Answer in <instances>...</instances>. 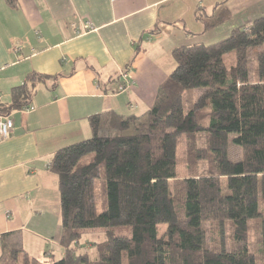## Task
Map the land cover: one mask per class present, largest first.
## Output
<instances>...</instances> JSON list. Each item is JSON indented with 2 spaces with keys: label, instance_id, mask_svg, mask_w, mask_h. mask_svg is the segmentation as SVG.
<instances>
[{
  "label": "trees",
  "instance_id": "1",
  "mask_svg": "<svg viewBox=\"0 0 264 264\" xmlns=\"http://www.w3.org/2000/svg\"><path fill=\"white\" fill-rule=\"evenodd\" d=\"M5 1L17 7V0ZM197 19L208 32L231 14L226 7L214 15L199 9ZM262 48L264 17L218 43L177 47L176 69L144 115L91 117L92 137L57 151L49 166L59 178L63 256L40 261L24 250L22 233L14 232L0 238L1 264H264V249L251 253L248 244L249 221L260 219L264 231V49L254 56V81L249 68L250 52ZM231 54L236 64L229 69ZM47 78L30 74L12 89L9 104L0 103V114L31 105ZM198 89L202 93L193 100ZM199 134L205 136L202 148ZM232 134L243 152L239 162L229 156ZM183 137L193 165L187 178L175 181ZM200 162H207L206 174H198ZM206 222H217L221 233L230 223V250L206 246ZM97 233L105 240L95 244L92 260L77 246Z\"/></svg>",
  "mask_w": 264,
  "mask_h": 264
},
{
  "label": "crops",
  "instance_id": "2",
  "mask_svg": "<svg viewBox=\"0 0 264 264\" xmlns=\"http://www.w3.org/2000/svg\"><path fill=\"white\" fill-rule=\"evenodd\" d=\"M224 7L231 19L205 32L197 11ZM261 17L264 0H17L16 8L0 0V103L30 74L48 77L31 105L11 114L13 131L0 142V238L21 232L30 256L61 258L54 154L90 139L93 116L144 115L176 69L177 47L210 45ZM128 69L131 86L118 93Z\"/></svg>",
  "mask_w": 264,
  "mask_h": 264
},
{
  "label": "rangeland",
  "instance_id": "3",
  "mask_svg": "<svg viewBox=\"0 0 264 264\" xmlns=\"http://www.w3.org/2000/svg\"><path fill=\"white\" fill-rule=\"evenodd\" d=\"M217 40V41H215ZM223 39H212L209 41V44H215L220 42ZM262 49H256L255 51H251L249 55V68L251 72V80H255L256 75V61H255V53L260 52ZM226 64L229 69L236 64V57L231 54L226 58ZM203 89H198L195 92L192 93L193 100L197 99ZM236 135L232 134L230 136V146H229V156L230 158L235 161L239 162L242 159L243 152L241 148L237 145L232 144V139ZM197 145L202 148L205 144V136L204 134H199L196 138ZM187 142L186 137H183L180 139L178 144V150H177V163H178V169H177V179L175 181H182L185 178H187L191 174V166L193 165L191 162H189L187 155ZM208 171V164L207 162H200L198 164V174H206ZM97 196H98V203L100 206L101 203V185L98 184L97 186ZM259 211L261 213H264V201L261 198L259 201ZM205 230L207 234V242L206 246L209 248H215L219 247L220 245L224 244L227 250H230L232 247V230L230 228V223L226 222L224 224L223 233L219 230V226L217 222H206ZM105 240L104 234H87L83 236L81 242L77 246L80 250L79 252L84 253L88 252L91 254V259L95 260V258L98 256L97 249H96V243L103 242ZM248 244H249V250L251 253L261 254V252L264 249V231L260 222V219H255L249 221V233H248ZM57 255V254H56ZM60 258V255L56 256V260Z\"/></svg>",
  "mask_w": 264,
  "mask_h": 264
},
{
  "label": "built area",
  "instance_id": "4",
  "mask_svg": "<svg viewBox=\"0 0 264 264\" xmlns=\"http://www.w3.org/2000/svg\"><path fill=\"white\" fill-rule=\"evenodd\" d=\"M93 30V26L90 23H87L85 25V31H91ZM123 83L120 84L118 88V93H122L127 91L131 86V77H130V70L128 69L127 72L123 73L122 75ZM33 107H29L26 110H32ZM14 128V122L11 118V115H1L0 114V142L7 140L13 131Z\"/></svg>",
  "mask_w": 264,
  "mask_h": 264
}]
</instances>
